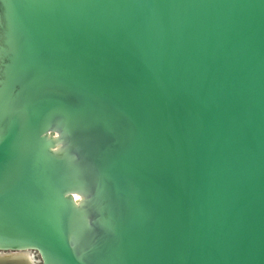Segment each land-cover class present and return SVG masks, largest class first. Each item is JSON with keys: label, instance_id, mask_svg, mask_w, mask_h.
I'll return each instance as SVG.
<instances>
[{"label": "water", "instance_id": "1", "mask_svg": "<svg viewBox=\"0 0 264 264\" xmlns=\"http://www.w3.org/2000/svg\"><path fill=\"white\" fill-rule=\"evenodd\" d=\"M264 264V0H0V252Z\"/></svg>", "mask_w": 264, "mask_h": 264}, {"label": "bare ground", "instance_id": "2", "mask_svg": "<svg viewBox=\"0 0 264 264\" xmlns=\"http://www.w3.org/2000/svg\"><path fill=\"white\" fill-rule=\"evenodd\" d=\"M0 264H34L29 252L0 253Z\"/></svg>", "mask_w": 264, "mask_h": 264}, {"label": "rangeland", "instance_id": "3", "mask_svg": "<svg viewBox=\"0 0 264 264\" xmlns=\"http://www.w3.org/2000/svg\"><path fill=\"white\" fill-rule=\"evenodd\" d=\"M30 253L31 255V258H32V261L34 264H41V260H40V257L39 255L35 252V251H27ZM0 253H6V254H9V253H13V252H0Z\"/></svg>", "mask_w": 264, "mask_h": 264}]
</instances>
